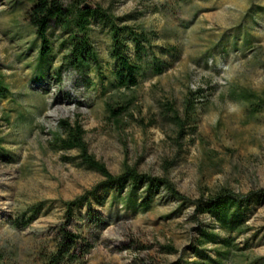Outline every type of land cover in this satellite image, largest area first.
<instances>
[{"label": "rangeland", "instance_id": "374dc122", "mask_svg": "<svg viewBox=\"0 0 264 264\" xmlns=\"http://www.w3.org/2000/svg\"><path fill=\"white\" fill-rule=\"evenodd\" d=\"M33 1L0 0V82L8 88L0 96V264H45L64 230L82 235L92 248L60 264L197 259L202 229L220 237L227 232L164 191L150 210L136 212L101 192L102 205L92 199L68 222L62 202L103 178L79 166L76 150L55 149L53 139L60 120L78 116L90 153L114 175L135 167L169 179L191 199L222 188L243 196L264 189V0H87L145 30L165 65L160 74L144 66L129 91L112 86L111 37L98 23L90 26L98 65L70 66L67 34L51 25V52L40 67V41L26 18ZM41 72L45 78L36 81ZM242 91L255 95L257 107L237 99ZM192 93L196 121L180 134L167 107L171 102L182 114ZM126 103L110 117L107 104ZM90 209L100 223L89 219ZM244 227L233 233L227 256L212 242L200 247L203 254L216 264H264V197L251 203Z\"/></svg>", "mask_w": 264, "mask_h": 264}, {"label": "trees", "instance_id": "16d2710c", "mask_svg": "<svg viewBox=\"0 0 264 264\" xmlns=\"http://www.w3.org/2000/svg\"><path fill=\"white\" fill-rule=\"evenodd\" d=\"M86 3L87 0H34L27 9L26 18L40 41L38 51L40 67L46 63L51 52V41L48 36L51 25L67 34L68 54L65 60L70 66L83 71L89 63L98 65L99 56L90 36V26L98 23L108 30L111 37L110 54L114 63L112 82L114 88L128 91L135 88L144 66L151 67L156 74L163 72L165 65L156 55L152 47V38L145 30L133 28L128 24L130 20L128 17L116 16L109 8H103L101 5L85 9ZM45 76V72L39 73L36 81H41ZM7 92L8 88L0 82V96H5ZM253 98L255 95L247 91H242L237 97L238 100L245 101L255 108L257 103L253 102ZM195 100L194 93L186 97L182 114L175 109L173 103L168 104L167 112L170 114L167 116L180 134L187 123L196 121ZM126 106L127 103L117 107L107 104L110 117H117L125 111ZM58 128L60 134L53 139L55 149L76 150L77 158L80 160L79 166L94 171L103 178L100 183L77 198L62 202L68 222L73 219L76 210L83 204L90 207L92 199L102 205L105 196L100 195L101 192H111L113 201L120 202L126 209L136 212L150 210L155 196L164 191L167 198L183 205L194 206L196 218L207 214L218 228L227 232L224 237H220L218 231L214 229L211 231L202 229L198 239L199 247L196 248L197 259L174 264H216L218 261L204 255L200 248L208 242L220 244L224 248V256H227L234 245L233 233L240 234L246 230L244 227L246 211L251 203L258 202L264 197V189L243 196L222 188L212 197L191 199L182 194L169 179L140 173L135 167L125 165L119 175H114L104 163L90 153L85 141L86 132L78 116L73 122L68 119L60 120ZM66 160L72 161V158H66ZM92 213L90 209L87 213L89 219L100 223V219ZM31 219L32 217L27 222ZM91 248V243L82 235L64 230L61 241L56 244L55 253L47 258L45 264L72 262L78 259L75 254L77 250H81V255L84 256ZM163 248L168 252H176V249L170 245Z\"/></svg>", "mask_w": 264, "mask_h": 264}, {"label": "water", "instance_id": "95a60500", "mask_svg": "<svg viewBox=\"0 0 264 264\" xmlns=\"http://www.w3.org/2000/svg\"><path fill=\"white\" fill-rule=\"evenodd\" d=\"M91 7L92 6L89 3H86L85 6H84L85 9H88V8H91Z\"/></svg>", "mask_w": 264, "mask_h": 264}]
</instances>
